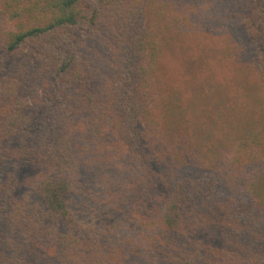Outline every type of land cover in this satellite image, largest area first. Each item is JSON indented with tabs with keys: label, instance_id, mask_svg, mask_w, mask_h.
Masks as SVG:
<instances>
[{
	"label": "trees",
	"instance_id": "16d2710c",
	"mask_svg": "<svg viewBox=\"0 0 264 264\" xmlns=\"http://www.w3.org/2000/svg\"><path fill=\"white\" fill-rule=\"evenodd\" d=\"M81 1L0 0V46L8 53L33 46L40 73L56 76L59 86L54 114L18 96V84L10 91L0 80V264H264L263 72L248 74L232 61L235 77L220 82L208 73L203 79L213 91L207 80L196 86L187 71L169 70L186 51L167 50L158 17L168 2L152 7L151 0H97L92 17L108 32V53L100 49L104 65L91 70L110 72L97 84L62 37L81 21L96 24L80 14ZM232 1L247 12L239 17L264 61V0H226L218 11L229 20L236 15L228 11L237 8ZM184 7L186 19L197 12L195 4ZM187 47L203 56L194 65L212 69L209 59L224 57L198 39ZM192 72L200 73L197 66ZM178 77H186V97L174 83ZM237 77L235 85L228 80ZM189 118L196 128L185 133ZM161 125L167 133L156 134ZM155 134L169 148L159 156ZM233 142L240 150L230 165L215 160V147ZM186 144L197 145L189 160L181 159ZM170 149L178 161L173 164L167 163ZM32 160L38 170L23 178ZM96 171L98 183L113 193L105 205L101 200L99 215L82 195L90 194L83 190ZM133 203L137 210L150 206V231L141 237L148 238L152 255L164 251L149 263L145 247L134 250L120 224Z\"/></svg>",
	"mask_w": 264,
	"mask_h": 264
},
{
	"label": "rangeland",
	"instance_id": "374dc122",
	"mask_svg": "<svg viewBox=\"0 0 264 264\" xmlns=\"http://www.w3.org/2000/svg\"><path fill=\"white\" fill-rule=\"evenodd\" d=\"M170 1L171 0H162V3L168 2V8H166L164 17H158V19L161 21V25L166 26L164 33L167 36V40L169 42V48L167 50L171 53H174L180 49H185L186 51L184 57L179 58L176 63H173L172 67L169 69L170 72L176 73L178 75L184 72L186 75L187 71L188 75L186 76L196 79V86L207 80L208 83L206 89H210V92L213 91V86L211 85L212 82H210L209 79L203 78L208 73L211 77L217 76V81L220 82H223L221 81L224 79L223 77H235L236 74L234 71L237 66L233 69L232 61H234L235 64L237 63L240 68L243 67L242 69H245L248 74L252 71L258 70L257 74H259L261 71V73L263 72L261 76L264 75V61L262 59V53L258 51L255 46H253V40L249 38L245 31L244 25L242 23L245 18L239 17V14L244 15L247 12L245 9L241 8L239 1H232L236 4L237 8L235 10H228L229 12L236 13L235 18L232 20L228 19V15L220 16L218 11L220 5L225 7L223 4H225L226 0H223L224 3H222L220 0H179L174 2L172 1L173 3ZM154 3L158 4V1L151 0L150 4L152 7H154ZM216 3L219 4L216 6ZM186 4H195L197 12L192 13V16L195 17L194 19H192V16H190L189 19L184 18L182 11H184V6H186ZM97 5H99L97 0H82L78 8L80 14H85L88 16V18H92L96 21V24L93 25L86 21H81L76 26L65 28V33L62 37H65L66 35L69 39V42L74 45L75 54L77 52L80 61L85 64L84 70L91 76L95 83L104 84L109 79L110 72L107 75V70H100L95 71L96 74H94L91 70V68H101L102 65H104L102 57H99L101 55V51L99 50L102 49L104 52L108 53V45L106 42L108 32L105 28H102L103 24L98 16L92 17V9ZM210 15L212 17L208 18ZM196 39L201 40L205 50H209L211 53L217 54L221 51L224 52V57L222 58L209 59V66L212 69L202 65L199 62H196L194 65V60L199 59L202 55L197 54L196 52L198 51L187 47V44ZM34 51V47L29 44L22 45V48L16 53H8L0 46V68L3 66H6L7 68L6 72L0 71V80L5 82V87L8 90H14V88L16 89L15 85L18 84L16 89L18 96H24L25 100H27V103H29V105L33 106L35 109L41 111L47 109L48 112L55 114L57 113V104L55 99H59V86L55 80L56 76L47 75L46 77L45 74L43 75L40 73L42 68L40 67L39 61L34 57ZM194 54L195 57L192 58ZM218 60H220V62ZM195 66L198 67L200 72L196 75H194L192 72V69ZM185 78L178 77L174 83L177 85L180 83L179 85L182 95L186 97L188 96L189 88L187 87ZM242 78L245 77L242 76ZM228 80L232 85L233 83L235 85L238 82L239 77ZM202 92L204 93L205 91L202 90ZM232 92L233 89H230L229 93ZM14 94H16L15 91ZM233 97L234 95L231 96L230 103H234ZM211 100L213 101L214 98H211ZM187 105L188 103L185 101L183 106L186 107ZM197 105L199 106V103ZM207 105L211 106V104ZM43 114L47 113L43 112ZM195 128L196 127L194 126L193 120L189 118L184 124L183 132H190ZM159 130L160 132H156V134L167 133L163 125L160 126ZM156 137L157 143L153 145V150L156 155H158V152H165L169 148L163 146L160 138L157 135ZM196 146V144H186L183 147L182 151L184 156L181 157V159H192L193 154L196 151ZM239 150L240 145L238 142L217 145L215 147V160L218 157V162H222L223 165L226 166L230 165L232 159L236 158L235 156L238 154ZM175 161L178 162L177 160L173 159L171 150V155L169 156V159H167V163L173 164ZM3 162L4 160L1 159L0 165ZM132 162H134L133 169L135 168L134 170H137L138 166L136 163L138 162L134 158ZM36 164L37 162L34 160L26 163L25 171L23 172V178H30L35 175L38 170ZM236 172L239 176H241L244 171L237 170ZM129 173H131V170L126 172V174ZM101 176L102 175H98V172L96 171L92 178H90L93 182L92 185L88 187V190H83L84 192H90V194H82L90 197V199H88V205L94 206L95 211L97 210L99 212L97 213L98 215L102 212L100 205L103 197L106 198L104 203L105 205L113 195L112 191L105 187L104 184L98 183L101 179ZM136 205L137 203H133L132 205L128 204L129 209L123 212V215L126 216V219H120V224L124 229H126L125 232L127 234V238L129 242L133 243L134 250L137 246L145 247V258L149 263L152 261L151 259L157 260V256L162 255L164 251H158L152 255L149 249L148 238L141 237V235L146 234V231H150V229H148L151 224L148 223V220L150 219V206H146L137 210L135 209ZM141 213H145L143 214L145 217L141 218ZM103 216L104 215L102 214V217ZM82 217L88 222H91L92 220L88 215H82ZM140 220H143L144 223L140 224ZM81 222L85 221L81 220ZM151 233L152 236H155L154 229H151ZM130 255L133 260L138 261V257L133 254Z\"/></svg>",
	"mask_w": 264,
	"mask_h": 264
}]
</instances>
